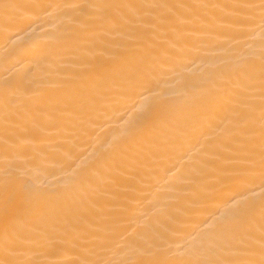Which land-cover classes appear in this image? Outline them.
<instances>
[{
    "label": "bare ground",
    "instance_id": "1",
    "mask_svg": "<svg viewBox=\"0 0 264 264\" xmlns=\"http://www.w3.org/2000/svg\"><path fill=\"white\" fill-rule=\"evenodd\" d=\"M260 2L0 0V187L6 179L18 184L39 177L46 198L67 213L57 222L59 230L110 238L92 259L113 264L151 259L160 246L154 237L177 222L183 226L178 258L201 264L234 259V240L218 224L235 207L251 208L258 234L264 175L258 164L249 165L244 148L224 136L230 113L207 116L212 97L203 93L239 59L251 60L258 85L264 30L258 22L251 28L217 27L198 34L182 55L161 67L152 63L154 53H142L143 59L100 56L104 46L75 22L91 10L74 6ZM4 4L14 7L5 10ZM244 11L258 21V8ZM108 39L115 45L122 36L113 30ZM6 101L21 114L15 147L5 144ZM83 173L91 176L88 185L63 190ZM78 256L70 247L44 242L21 248L14 258L64 264Z\"/></svg>",
    "mask_w": 264,
    "mask_h": 264
},
{
    "label": "snow or ice",
    "instance_id": "2",
    "mask_svg": "<svg viewBox=\"0 0 264 264\" xmlns=\"http://www.w3.org/2000/svg\"><path fill=\"white\" fill-rule=\"evenodd\" d=\"M10 7L14 6L3 5L5 10ZM74 7L91 10L75 22L104 46L100 56L143 59L142 53H154L152 63H159L161 67L165 59L182 55L198 34H211L217 27L236 24L251 28L258 22L264 30V0L259 5L99 3ZM257 8L258 21L251 11H244ZM211 10H224L225 14L217 15ZM113 30L119 31L122 36V40L115 45L108 39ZM260 61L258 85L251 60L239 59L229 64L218 81L205 89L203 94L212 97V105L207 112L209 118L216 110L230 113L229 123L222 129L224 136L244 148L249 165L255 167L258 164L264 175V50L260 53ZM20 115L17 109H9L6 101V145L15 147ZM38 179L21 178L18 184L6 179L0 187V241L4 249L0 264H26L14 258L18 251L44 242L78 251V258L67 260L64 264H113L101 258H90L98 249L102 251L109 245V237L95 235L86 239L74 229H58L57 222L67 213L59 202L46 198L45 186L39 184ZM90 180L89 174H80L73 184L65 185L63 190L70 192L88 185ZM45 222H49V226L42 228L41 224ZM218 229L233 238L235 258L215 264H264V207L260 212L258 234L253 210L239 206L223 216ZM164 232L154 237L160 240V246L152 258L139 264H201L199 261L178 258L182 248L179 241L183 238V226L179 222L167 227ZM165 244L168 246L165 247Z\"/></svg>",
    "mask_w": 264,
    "mask_h": 264
}]
</instances>
